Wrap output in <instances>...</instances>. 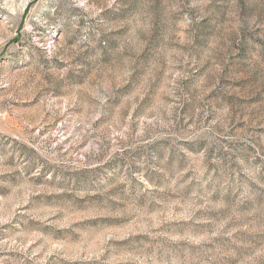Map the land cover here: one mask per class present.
Returning <instances> with one entry per match:
<instances>
[{"label": "rangeland", "instance_id": "374dc122", "mask_svg": "<svg viewBox=\"0 0 264 264\" xmlns=\"http://www.w3.org/2000/svg\"><path fill=\"white\" fill-rule=\"evenodd\" d=\"M0 264H264V0H0Z\"/></svg>", "mask_w": 264, "mask_h": 264}]
</instances>
